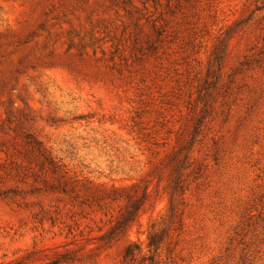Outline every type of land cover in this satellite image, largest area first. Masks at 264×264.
<instances>
[{
	"label": "rangeland",
	"instance_id": "obj_1",
	"mask_svg": "<svg viewBox=\"0 0 264 264\" xmlns=\"http://www.w3.org/2000/svg\"><path fill=\"white\" fill-rule=\"evenodd\" d=\"M130 243L264 264V0H0V264Z\"/></svg>",
	"mask_w": 264,
	"mask_h": 264
},
{
	"label": "trees",
	"instance_id": "obj_2",
	"mask_svg": "<svg viewBox=\"0 0 264 264\" xmlns=\"http://www.w3.org/2000/svg\"><path fill=\"white\" fill-rule=\"evenodd\" d=\"M46 163H48V165L50 166V170L53 174V176H55L58 181L60 179H63L64 177H66L65 173L64 175H61L59 174V172L57 171V167H56V164H55V161L51 159V157H48L46 160H45ZM61 175V177H60ZM59 181V186H62ZM66 182H64L65 184ZM64 188V186H63ZM64 193H67L68 190L67 189H61ZM139 207L138 205H133L131 207V209L127 212V215H123L122 218L117 222L116 226L107 234L108 237H113L115 236L116 234H120V233H124L130 226L132 223L135 222L136 220V217H137V214L139 212ZM158 240L157 238H155L154 236L150 235L149 236V243H148V248L149 251H151V249H155V250H158ZM136 254H142V249L137 246L136 244L134 243H130L127 248L125 249V255H124V258L125 260L129 261V263L133 264L135 258H136ZM154 262V260L151 259V264H154L152 263Z\"/></svg>",
	"mask_w": 264,
	"mask_h": 264
}]
</instances>
